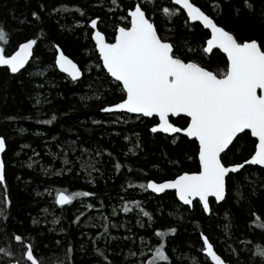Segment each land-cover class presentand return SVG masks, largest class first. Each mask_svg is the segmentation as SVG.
<instances>
[{"label":"trees","instance_id":"obj_1","mask_svg":"<svg viewBox=\"0 0 264 264\" xmlns=\"http://www.w3.org/2000/svg\"><path fill=\"white\" fill-rule=\"evenodd\" d=\"M191 1L237 37L256 38L264 44V0H251L252 11L243 7L242 0L225 2L222 10L212 7V0ZM41 3L46 8L41 13L43 19L37 21L30 13ZM137 3L154 21L159 34L174 43L177 54L213 70L224 67L226 58L218 49L209 54L202 51L208 31L198 22H187L183 14H175L179 7L171 0H118L115 6L111 0H0V26L11 38L8 47L24 38L38 41L26 71L11 74L6 67L0 68V135L7 139L2 155L6 185L0 186V196L6 187L11 201L8 214L0 217V233L27 235L40 245L38 255L58 248L62 252L56 245L58 239L74 242L75 264H92L97 254L88 241L100 232L96 246L107 244L112 249L105 254L119 264H140L141 257L150 255L144 245L158 242L155 227H176L177 233L164 237L166 253L171 256L167 264H208L200 249V231L211 238L223 258L231 259L232 264H249L256 246L264 248V229L259 227L264 223V170L245 166L233 174L226 199L220 203L212 200V211L205 214L198 202L194 208L174 202L173 191L157 195L139 187L145 178L159 181L180 171L197 170L198 149L192 139L151 132V118L100 111L106 103L115 102L119 92L114 90L112 79L96 66L98 54L89 26L75 23L81 17L76 7L84 9L85 20L99 16L98 28L111 40L114 27L123 23L121 17ZM165 6L173 9V14L163 13ZM233 6L240 7L239 15ZM52 7L57 12H51ZM53 44H59L81 67L80 79L73 81L52 66ZM190 49L197 51L194 54ZM37 98L41 99L39 105ZM49 120L51 123H45ZM249 140H254L250 134ZM239 144L242 151L237 153L236 162L248 154L249 141ZM117 162L120 170L115 169ZM57 189L89 191L95 196L78 197L69 205L59 206L54 203ZM132 200L140 201L152 219L141 214V223H137L140 210ZM89 203L93 208L85 207ZM125 203L130 208L127 213L123 211ZM81 212L84 215L72 223ZM252 212L261 217L256 223H250L255 219ZM104 224L108 225V236L104 235ZM142 224L150 231L145 232ZM60 227L67 232L60 233ZM7 244L0 241V246ZM45 244L51 249L43 247ZM255 264H261L259 258Z\"/></svg>","mask_w":264,"mask_h":264},{"label":"snow or ice","instance_id":"obj_2","mask_svg":"<svg viewBox=\"0 0 264 264\" xmlns=\"http://www.w3.org/2000/svg\"><path fill=\"white\" fill-rule=\"evenodd\" d=\"M225 2L231 4V0H212V7L222 10ZM111 4L117 5L118 0H111ZM174 4L179 6L175 14H183L187 22H199L210 30V34L206 33V45L202 46V51L208 54L214 48L221 50L226 55L223 68L213 70L196 59L177 54L174 43L159 34L154 21L139 3L130 6L127 15L121 17L123 23L114 27L111 41L98 28L99 16L85 20L84 9L76 7L81 17L75 23L89 26L90 37L98 53L96 66L112 79L114 90L119 92L115 102L106 103L100 111L127 112L151 118V132L182 133L197 145V170L180 171L173 178L159 181L145 178L146 182H141L139 187L155 194L174 190V202L192 208L198 202L203 213L210 214L213 198L216 203L226 199L233 174H238L245 166H259L260 170H264V44L256 38L237 37L233 30L218 23L213 15L207 14L201 6L190 0H174ZM242 5L249 11L254 10L251 0H242ZM45 8L46 5L41 3L38 10L31 11L30 16L37 21L42 20L41 13ZM62 10H66V6ZM240 10V7L233 6L237 15ZM50 11L55 13L57 9L52 7ZM162 12L173 14V9L165 6ZM10 44V35L0 26V66H6L11 74H20L22 70L26 71L25 65L36 54L38 41L24 38L9 48ZM53 47L52 66L66 73L73 81L80 78L81 67L64 53L59 44H53ZM190 51L195 54L197 50ZM40 74L43 75V72ZM36 103L39 105L41 99L37 98ZM52 119H55V115ZM45 123H51V120ZM249 133L254 140H249ZM242 140L249 141L247 158L240 157V162H236L237 153L242 151L239 144ZM6 148L7 139L0 135V153L5 152ZM28 166L31 168L33 164L30 162ZM121 167L119 162L115 164L116 170ZM5 185V161L0 159V186ZM94 196L89 191L57 189L54 191V203L64 206L78 197ZM10 203L5 187L0 196V217L8 214ZM131 204L140 210L137 223H141V214L152 219L150 213L140 207V201L132 200ZM93 206L91 203L85 205L87 209ZM123 211H130L128 203L124 204ZM83 215L81 212L72 223ZM251 215L255 219L250 223L261 219L255 212ZM103 227L104 235L108 236V225L104 224ZM142 227L145 232L150 231L148 225L142 224ZM259 227L264 229V223H260ZM177 231L176 227H167L165 230L155 227L154 236L158 242L151 246L144 245L148 247L150 255L146 259L141 257L140 264H167L171 256L166 253L167 242L164 237L166 233L175 234ZM59 232L66 233L67 229L60 227ZM99 236L100 232H96L93 240L88 241L97 254L92 264H119L118 260L105 254L112 251L109 245L96 246ZM198 239L202 253L210 258L208 264H232L231 259L223 258L222 254L214 250V243L206 233L200 231ZM0 241H8L6 246H0V264H75L74 242L58 239L56 245L61 246L62 252L58 248L55 252L50 250L47 254L38 255L40 245L33 243L23 233L5 231L0 233ZM43 247L51 249L47 244ZM256 258L264 264V248L259 245L252 253L249 264H255Z\"/></svg>","mask_w":264,"mask_h":264},{"label":"water","instance_id":"obj_3","mask_svg":"<svg viewBox=\"0 0 264 264\" xmlns=\"http://www.w3.org/2000/svg\"><path fill=\"white\" fill-rule=\"evenodd\" d=\"M173 3H174V0H171ZM190 2H192L191 0H190ZM179 7V6H178ZM199 23V22H198ZM200 24V23H199ZM201 25V24H200ZM202 26V25H201ZM203 27V26H202ZM204 28V27H203ZM205 29V28H204ZM100 30V29H99ZM207 31H208V33L210 34V30H208V29H206ZM207 39V38H206ZM93 43H94V41H93ZM204 45H206V40H205V42H204ZM214 49H216V48H214ZM213 49V50H214ZM219 50V49H218ZM222 54H223V52L221 51V50H219ZM98 54V53H97ZM209 54V53H208ZM224 56H225V58H226V55L225 54H223ZM70 58V57H69ZM31 59V58H30ZM70 59H72V58H70ZM73 60V59H72ZM30 61V60H29ZM74 61V60H73ZM75 62V61H74ZM29 63V62H28ZM76 63V62H75ZM27 65V64H26ZM25 65V66H26ZM78 65V64H77ZM79 66V65H78ZM6 66H0V68H5ZM59 72H61V73H63L61 70H59V69H57ZM63 74H65V75H67L66 73H63ZM81 78V77H80ZM80 78H78V79H80ZM112 113H127V112H112ZM127 114H130V115H137V114H132V113H127ZM174 118V117H173ZM160 133H163V132H160ZM163 134H165V133H163ZM177 134H181V135H184V134H182V133H177ZM250 134V133H249ZM166 135H175V134H166ZM188 138V137H187ZM189 139H191V138H189ZM255 139V138H254ZM2 155H3V153H0V159H2ZM198 158V157H197ZM149 191H151V190H149ZM166 191H173L174 192V190H166ZM157 195H159V194H157ZM213 200H214V198H213ZM180 203V202H179ZM182 204V203H181ZM183 205V204H182ZM189 207V206H188ZM215 250V249H214ZM203 254V253H202ZM204 256H206V254H203ZM206 258L210 261V258L209 257H207L206 256Z\"/></svg>","mask_w":264,"mask_h":264},{"label":"flooded vegetation","instance_id":"obj_4","mask_svg":"<svg viewBox=\"0 0 264 264\" xmlns=\"http://www.w3.org/2000/svg\"><path fill=\"white\" fill-rule=\"evenodd\" d=\"M209 34V33H208ZM207 38V37H206ZM206 40V39H205ZM109 41H111V40H109Z\"/></svg>","mask_w":264,"mask_h":264},{"label":"rangeland","instance_id":"obj_5","mask_svg":"<svg viewBox=\"0 0 264 264\" xmlns=\"http://www.w3.org/2000/svg\"><path fill=\"white\" fill-rule=\"evenodd\" d=\"M119 118H120V117H119ZM119 118H118V119H119ZM121 119H123V118L121 117Z\"/></svg>","mask_w":264,"mask_h":264}]
</instances>
